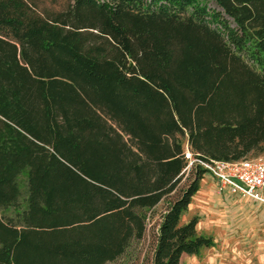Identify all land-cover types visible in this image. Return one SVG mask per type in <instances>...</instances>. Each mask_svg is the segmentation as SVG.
Listing matches in <instances>:
<instances>
[{
    "label": "trees",
    "instance_id": "16d2710c",
    "mask_svg": "<svg viewBox=\"0 0 264 264\" xmlns=\"http://www.w3.org/2000/svg\"><path fill=\"white\" fill-rule=\"evenodd\" d=\"M262 155L264 0H0V264L113 263L162 203L182 264L200 163Z\"/></svg>",
    "mask_w": 264,
    "mask_h": 264
},
{
    "label": "rangeland",
    "instance_id": "374dc122",
    "mask_svg": "<svg viewBox=\"0 0 264 264\" xmlns=\"http://www.w3.org/2000/svg\"><path fill=\"white\" fill-rule=\"evenodd\" d=\"M68 2L41 0V7L59 10ZM165 207L166 203H162L154 210L145 238L134 242L124 256L109 264H151ZM193 217L200 219L199 233L213 238L216 245L200 256H184L182 264H264V204L220 194L215 181L206 175L183 223Z\"/></svg>",
    "mask_w": 264,
    "mask_h": 264
},
{
    "label": "built area",
    "instance_id": "2783aa9c",
    "mask_svg": "<svg viewBox=\"0 0 264 264\" xmlns=\"http://www.w3.org/2000/svg\"><path fill=\"white\" fill-rule=\"evenodd\" d=\"M186 157L191 161L190 166L198 162L192 160L189 152ZM200 164L208 170V175L215 181L220 194L264 204V155L235 162Z\"/></svg>",
    "mask_w": 264,
    "mask_h": 264
}]
</instances>
